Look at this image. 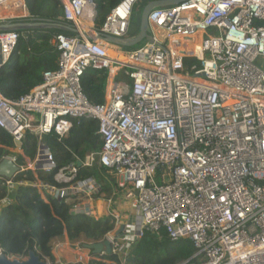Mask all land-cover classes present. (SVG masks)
I'll list each match as a JSON object with an SVG mask.
<instances>
[{
	"label": "built area",
	"instance_id": "1",
	"mask_svg": "<svg viewBox=\"0 0 264 264\" xmlns=\"http://www.w3.org/2000/svg\"><path fill=\"white\" fill-rule=\"evenodd\" d=\"M138 1L121 0L97 30L94 0H61V18L78 33L53 40L60 51L57 68L19 99L0 91V127L14 142L24 143L28 133L39 139L36 158L20 165L15 155L7 156L20 170L0 179L8 188L34 186L46 201L49 195L62 200L70 193H99L93 177L77 180L78 164L56 172L61 186L37 172L56 167L43 137L63 138L75 120L91 117L99 123L102 146L78 161L104 167L123 189L120 197L129 200L128 221L116 215V229L105 238L121 264L147 231L190 239L195 260L180 264H264V0L156 6L148 17L149 37L134 50L98 37H129ZM23 5L27 15H0V24L29 18L26 0ZM89 10L93 24L86 27ZM19 38L18 31H0V69ZM111 46L129 61L112 57ZM89 68L106 70L101 104L91 103L82 89ZM118 76L131 79V86ZM29 169L35 181L16 179ZM76 209L90 213L85 204ZM83 247V264L108 254Z\"/></svg>",
	"mask_w": 264,
	"mask_h": 264
},
{
	"label": "trees",
	"instance_id": "2",
	"mask_svg": "<svg viewBox=\"0 0 264 264\" xmlns=\"http://www.w3.org/2000/svg\"><path fill=\"white\" fill-rule=\"evenodd\" d=\"M121 0H94L96 15L95 28L100 30L107 15ZM31 19L64 22L61 0H26ZM141 22V18H140ZM16 49L10 60L0 69V91L10 99H19L32 88L42 83L43 73L58 66L60 51L53 43L58 34L74 33L57 29L21 30ZM106 70L89 68L81 78L82 89L91 103L101 104L105 100ZM97 119L83 117L75 120L69 133L60 138L55 133L45 135L43 141L52 150L56 167L51 172L38 170V177L50 184L61 186L54 176L63 166L78 164V158L84 159L88 152L101 149ZM38 137L28 133L23 147L18 150L13 136L0 127V162L9 155H15L20 165L27 158L34 160L38 153ZM93 177L100 187L94 197L104 194L107 199L120 198L123 189L106 175L105 168L95 164L91 168L79 167L78 179L85 181ZM35 181L34 171L27 170L16 179ZM70 193L59 200L53 195L46 201L38 189L31 185L8 188L0 179V201L8 199L0 206V250L8 257H22L35 251L41 259L57 264L51 242L57 237L67 236L70 241L85 237L91 242H100L116 229V218L104 214L94 216L89 212L76 209ZM195 247L190 239L171 240L165 231L154 233L147 231L131 250L124 264H180L193 262ZM121 264L113 253L93 259L88 264ZM66 264H83L69 262Z\"/></svg>",
	"mask_w": 264,
	"mask_h": 264
},
{
	"label": "water",
	"instance_id": "3",
	"mask_svg": "<svg viewBox=\"0 0 264 264\" xmlns=\"http://www.w3.org/2000/svg\"><path fill=\"white\" fill-rule=\"evenodd\" d=\"M186 0H151L145 6L141 14L140 32L135 37L117 38L112 35H107L102 32H98V37L105 39L110 43L117 44L123 47H133L149 37V22L148 17L151 10L156 6H171L182 3ZM32 29H57L70 33H78V30L68 22H54L40 19L31 18H18L16 20H10L7 23L0 24V31H21ZM15 145L19 148L23 147V142L15 140ZM78 165L81 166V161H78ZM20 166L13 162L11 158L5 157L0 162V177L13 178L19 172ZM124 225L119 229V233L124 230ZM87 249H90L94 254H100L103 250L107 253L111 252V244L108 239H104L100 242H89L85 244ZM0 264H49L48 261L40 258L35 251L31 250L29 255L24 259L10 258L0 250Z\"/></svg>",
	"mask_w": 264,
	"mask_h": 264
},
{
	"label": "rangeland",
	"instance_id": "4",
	"mask_svg": "<svg viewBox=\"0 0 264 264\" xmlns=\"http://www.w3.org/2000/svg\"><path fill=\"white\" fill-rule=\"evenodd\" d=\"M150 1L151 0H141V1L137 2L135 9H134L133 17H132V20L130 23L129 32H128V36L130 38L135 37L139 34L140 24H141V22H140L141 14H142V11L145 8L146 4ZM208 34H209V32L205 33V36L207 37ZM210 34H212V33H210ZM146 40L147 39H145L143 42H141L140 44L133 46V47H124V49L134 50V49L140 47L141 45H143ZM196 46H198V45H196ZM113 53L116 57L123 58V55L121 53H119V52H113ZM190 63L192 65L197 64L198 66H200V61H198L196 59H191ZM118 78L126 80L129 83V85L131 86L132 81L127 76H118ZM44 142H47V140H45ZM38 144H39V140H38ZM106 175L108 176V178L111 181L115 182V178L112 175H108V174H106ZM103 196L104 195H101L100 198ZM100 198L99 197L97 198L94 196H88L85 193L78 192V194H76V198L74 199V202H75V205L79 208L82 206V204H85L86 210L89 209L91 215L100 217V216L104 215V213H102V215H100L99 210L97 208L98 202H99L98 200H100ZM108 200H110V199L104 198L103 203H104V206L106 207L105 213L107 215H113L114 217L119 214L121 216L122 221H126V220L128 221L129 215H130L129 200H126L123 197L115 198V199L112 198L111 202ZM0 204L5 205L6 203H0ZM116 210L119 211L118 214H117ZM89 242H91V241L86 239L85 237H80L79 239H76L74 241H70L71 246H68V247L71 248L70 251L73 254L74 258H72V259L75 260L74 262H78L81 255L82 256L86 255L85 254L86 250L84 249L83 246ZM10 258L24 259L22 257H10ZM49 264H53V262L50 261V259H49Z\"/></svg>",
	"mask_w": 264,
	"mask_h": 264
},
{
	"label": "crops",
	"instance_id": "5",
	"mask_svg": "<svg viewBox=\"0 0 264 264\" xmlns=\"http://www.w3.org/2000/svg\"><path fill=\"white\" fill-rule=\"evenodd\" d=\"M104 198L105 197L103 196L100 198V200H98L99 202H98L97 208L99 210L100 215H102V213L106 214L105 213L106 207L104 206V203H103ZM0 203H5V202L0 201ZM116 212L118 214L119 211L116 210ZM51 246H52L53 253L56 257L57 264H66V263L75 261L72 259L74 257H73L72 252L70 251L71 248L68 247V246H71V243L67 236L57 237L53 239L51 242Z\"/></svg>",
	"mask_w": 264,
	"mask_h": 264
},
{
	"label": "bare ground",
	"instance_id": "6",
	"mask_svg": "<svg viewBox=\"0 0 264 264\" xmlns=\"http://www.w3.org/2000/svg\"><path fill=\"white\" fill-rule=\"evenodd\" d=\"M28 10L27 8L23 5V0H10L9 2L5 3V5H0V15L2 16H20V15H27ZM87 17L85 19V26L88 27L93 24L92 20V14L93 12L91 10L88 11ZM196 51H200V48L196 46ZM113 52H118L116 49H114L112 46L109 47V54L114 57L118 58L114 55ZM122 54V53H121ZM123 58H118L121 61H129V58L127 55L122 54Z\"/></svg>",
	"mask_w": 264,
	"mask_h": 264
}]
</instances>
